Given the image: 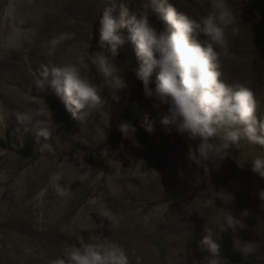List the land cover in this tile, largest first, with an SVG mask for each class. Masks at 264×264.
I'll return each instance as SVG.
<instances>
[{"label": "rangeland", "instance_id": "374dc122", "mask_svg": "<svg viewBox=\"0 0 264 264\" xmlns=\"http://www.w3.org/2000/svg\"><path fill=\"white\" fill-rule=\"evenodd\" d=\"M141 3L0 0V264H53L66 247L85 243H115L128 264H202L207 253L199 241L206 229L221 244V264H264V205L258 195L264 179L251 171V160L264 156V147L241 141L225 150L218 171H210L217 189L234 192L233 214L245 225L220 233L221 202H214L203 173L186 160L175 127L165 131L166 106L156 108L144 98L126 28L119 30L125 43L116 62L125 66L129 95L114 101L105 91L102 108L73 116L51 85L47 74L53 66L96 50L105 11L119 18L122 6L132 15ZM168 3L191 18L207 7L204 0ZM228 3L236 23L225 30L229 55L220 57L221 79L249 87L258 116L264 115V0ZM13 29L18 35L9 45ZM82 71L95 78L94 69L82 65ZM121 122L137 129L141 147L122 137ZM236 238L250 241L255 253L235 252Z\"/></svg>", "mask_w": 264, "mask_h": 264}, {"label": "clouds", "instance_id": "9594fccd", "mask_svg": "<svg viewBox=\"0 0 264 264\" xmlns=\"http://www.w3.org/2000/svg\"><path fill=\"white\" fill-rule=\"evenodd\" d=\"M128 3L132 0H125ZM204 3L206 10L198 18L177 12L168 0H142L139 10L132 15L122 6L119 18L105 11L100 19L96 50L88 51L79 61L53 66L47 76L51 74V85L73 116L80 110L94 112L102 108L105 91L114 101H119L121 93L129 95L125 66L116 62L117 50L125 43L119 30L126 28L127 40L139 61L132 71L142 84L144 98L156 108L166 106L161 119L165 131H171L169 125L175 127L186 144V160L201 170L214 202H221L217 219L220 233L228 229L235 233L245 227L233 214L235 194L223 187L217 189L211 182L210 171H218L228 155L225 150L230 146L238 148L241 141L264 147V115L258 116L257 101L249 87L221 79L220 57L229 55L225 30L236 23L233 8L228 0ZM149 17H154L162 27H155ZM236 32L232 28V33ZM82 65L94 69L95 78L84 75ZM144 119L145 131L151 135L154 127L147 114ZM118 130L133 146L141 147L135 135L137 129L130 123L121 122ZM251 171L264 179V156L251 160ZM56 179L54 176L53 180ZM258 195L262 207L264 190ZM204 231L199 248L207 255L202 257V264H221L220 242L211 229ZM233 248L242 257L256 251L250 241L239 238L233 242ZM53 264H128V259L115 243H85L66 247Z\"/></svg>", "mask_w": 264, "mask_h": 264}, {"label": "bare ground", "instance_id": "6f19581e", "mask_svg": "<svg viewBox=\"0 0 264 264\" xmlns=\"http://www.w3.org/2000/svg\"><path fill=\"white\" fill-rule=\"evenodd\" d=\"M12 7H13V3L11 2V4L8 7L9 12L12 11ZM17 35H18V31L16 29H13L12 33L6 38L7 44L9 45L14 44V40L17 38Z\"/></svg>", "mask_w": 264, "mask_h": 264}, {"label": "trees", "instance_id": "16d2710c", "mask_svg": "<svg viewBox=\"0 0 264 264\" xmlns=\"http://www.w3.org/2000/svg\"><path fill=\"white\" fill-rule=\"evenodd\" d=\"M228 257V256H227Z\"/></svg>", "mask_w": 264, "mask_h": 264}]
</instances>
